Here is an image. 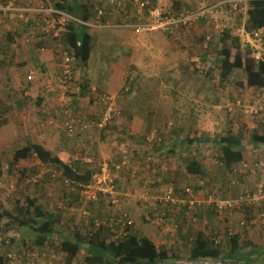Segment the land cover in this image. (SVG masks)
<instances>
[{"label": "crops", "instance_id": "0c3cea01", "mask_svg": "<svg viewBox=\"0 0 264 264\" xmlns=\"http://www.w3.org/2000/svg\"><path fill=\"white\" fill-rule=\"evenodd\" d=\"M88 1L96 3L97 0ZM124 1L125 4H127L126 10H133L128 0ZM166 1L167 0H164V2ZM101 5L106 7L107 10H111V6L104 3ZM96 14L97 12L95 11V15L90 21H95L94 24L102 23L101 26L87 28L85 25L79 24L80 22L69 21L67 29L70 30L69 25L73 24L78 26L79 30L91 35L92 47H94V42L99 38L103 39L100 43L104 48H108L112 44V38L116 36L125 41H129L134 46L133 49L136 51V60L138 63L148 67L153 75H159L165 71H169L172 67L178 65L177 62L181 61L184 63L186 59H190L189 57L193 51L187 47L189 46L188 43L194 41L196 38L194 34L187 33V35H180V31L172 35L164 32L158 34L156 32L138 34L135 33L136 31L133 26L136 21L134 23H129L126 20L125 16L128 14L125 15L120 11H118V13L112 12L111 14L107 12L106 16L100 22L95 18ZM247 20L242 23L241 26L245 25ZM126 24H129V26H125ZM37 32H40V29L34 31V29L32 30L29 26H23L20 23H10V25L5 23L0 27V72L3 71L5 77H7L9 81V75H14L11 84L6 82L0 83V166L2 172L5 170L3 174L6 176L4 177L5 181L9 182L14 179V175L18 173L17 171L19 169L17 168L19 166L24 167L21 173L22 178L18 179L20 180L19 185L18 187L15 186L18 189L16 190L15 188L16 191L13 190L15 191V195L12 198L11 196L2 197L3 208L1 210H7L13 216H19L26 221L27 224L25 226L29 228L24 229L23 232L26 231V234H31L32 239L35 238L32 227L36 226V223L33 222V219H35L34 213L38 210L36 206H41L44 212L46 211L53 214L57 219L56 224L62 218L64 221H67V223H69L68 227L71 228L67 230L69 233L73 232L75 228V226L71 227L73 222L70 218L76 214L79 215L81 210L87 208L91 211H93V208L96 209L94 214L105 218H108L110 215L114 216L121 210L124 212L126 211L132 219H134L138 213L140 222L135 220V226H133L131 230H124L117 227L114 231H111V233L123 237L126 235L128 236V234L137 235L139 238L146 235L158 247L168 248L166 243V238L169 237L167 233L168 228L164 229L162 227H156L155 224L153 225L154 220L157 222L158 218L156 217L163 216L164 214L161 212L162 207L156 213L157 207L154 204L155 199L162 190H160L162 179L156 176L160 175L158 174L159 170L156 172V166L150 162L151 155L149 152L151 153V151L149 144H147L148 142H146V137L153 134V132L159 135L156 141L157 144L153 145L151 150L156 154L153 158L154 162L159 160L158 164L162 165V167H165L166 163L163 162L160 155L163 156L165 153L169 152L173 153L174 156L171 158L172 164L177 161L179 165L177 164L176 167L172 166L174 169L171 171V174L162 177L165 178L168 176L167 179H169V182L166 183H174L175 185L177 181L179 188L176 189V191L178 197H182L179 195L185 193V185L188 183L185 180L187 176L184 175L176 178L177 174L174 173L177 170H181L186 174V168L184 165H181L178 158H188L187 152H189V149L186 147L188 137L187 125H183L184 122L189 121V119H187L189 111L186 110L188 105L182 104L185 102V99L170 98L180 95L169 94L170 90L174 89L173 85L168 86V93L161 92V94H159L158 91V95L153 94L149 98L145 95L141 100L136 98L137 96L135 95L137 94H131L126 97L125 102L122 104H120L121 102L119 103L118 100L115 101L120 115L116 117L110 127L103 131L91 129L90 133H76L73 136L64 138V140H61V136L58 135V129L49 127L44 129L45 132H43L40 130L41 122L51 111L53 112L56 109L55 107L60 106V101L63 102L64 98H67L64 97V91L68 93V97L70 98L66 104V109L71 114H76L85 121H91L98 115L99 103L96 94L108 93L118 99V93L128 84L129 69L124 70L123 66H120L122 69H119V72L115 74L113 86H111L110 90H102L95 86L92 87L88 82L90 78L86 72V67L92 53L83 65V60L80 59L74 47L77 56L74 67L77 72L73 76V83L65 87L59 81V77L63 70L62 58L60 56V49L63 45V41L58 39V44L56 45L55 41H51L48 38L49 36L44 34L39 37L38 33L37 37H33V34ZM42 37H47V39H45L46 42H41V44H44L46 47L39 50L36 61L34 58L32 59V55L37 45L36 43L41 40L43 41ZM206 40L207 42L212 41L211 34L206 35ZM83 42L84 37L79 39L78 45L81 46ZM148 43H150V45H148ZM205 46L207 47V45ZM186 51L188 53H186ZM149 65L152 66L150 67ZM176 68L177 66L169 73L168 82L169 84H174L175 81H177L178 85L182 87L184 85L180 84V77H177V75L172 77ZM25 73L33 76L32 81H28V76ZM92 91H96V93ZM166 128L167 132L165 133L167 135L165 136L161 129L165 130ZM166 137L169 142L165 141ZM97 139L100 141H97ZM143 140H145L146 144L142 143ZM197 142V144H199L200 141ZM30 143L42 145L46 150L58 156L64 163L69 164L74 167V169H79L82 173L85 172L86 169H91L94 174L95 172L101 171L105 165H108L110 166L111 174L116 176V173L119 172L116 170L117 165L128 156L130 161L124 166L123 171H120L119 180L116 182L118 191L121 192L120 196H122L123 199V209L115 213L112 205L110 204V207L109 202L104 197H101L98 201H92L84 207L81 192L79 190L71 191L65 185L64 179L69 176L65 175L63 168L50 162H44L38 158V156H36V158V154H33L29 158L21 159L17 163L16 168H12L11 164L14 161L16 152ZM91 153L100 157V162H98L97 165L92 164V159L94 160L95 156L91 155ZM84 154H86L87 157H84ZM31 160H33V162ZM160 160L163 163H161ZM162 170L165 171V169ZM153 172L154 174H152ZM166 173L168 172L166 171ZM191 177H193V175L190 176V178ZM205 181L207 182V179ZM14 184L16 183H13L12 186H14ZM141 185L145 187L140 188ZM21 189H24V191ZM204 190L203 188L200 193L194 187L196 195L198 192L200 193L199 198H202L200 196L203 195ZM10 192L11 191L6 190V194H10ZM185 196L187 197L188 195L185 194ZM9 200L13 201V204L15 203V209L17 211L15 215L10 209L13 205H10V208L6 205ZM32 200L34 201L33 206H31ZM29 206H31L30 209ZM206 206L208 207L205 209H210L211 211L216 210L213 205ZM65 209H67V211H65ZM73 209L75 210L72 211ZM153 209L155 210L154 217L156 219L153 220V223L145 222L143 218L144 215L147 213V218L150 219L148 213L149 211L152 212ZM192 213H194L193 210L188 211L184 206L178 208L168 207L167 218L173 217V219H175L176 216H190ZM208 213L210 214V212H207V214ZM217 215L219 217L223 216L219 213ZM41 216L45 215L42 214ZM42 218H46V216L40 217L39 219ZM229 218L230 217L227 219ZM205 220L209 223L210 219ZM90 222L93 226L94 224L91 220ZM76 223L80 222L76 221ZM143 223L147 224V227L146 225L142 227ZM58 229L60 228L55 226L52 240L60 233ZM241 229H243V227L240 226L239 222V229L237 232L234 231V233L240 237V246L248 250L254 247L258 255H253L254 257H252V259L254 263L258 264L261 259L259 249L257 245L254 246L251 242H247L242 236ZM9 231L13 233L17 232L16 229ZM18 231L22 230L19 229ZM181 231L182 230H180L179 233H181V237H183L185 231ZM61 232H63V230H61ZM215 232L217 233L218 231L214 230V232L210 233L203 231L208 237H210L209 234L214 235ZM172 234L174 236L171 238H175V232ZM62 236L66 237V235ZM216 238H220L222 244L220 248L223 254L229 257L231 250L229 232L223 237L218 235ZM190 240H193V238L191 237ZM50 241L51 240H48L46 244ZM172 241L173 244H175L178 240ZM172 241H170L171 246L175 249L180 248L179 246L173 245L171 243ZM248 243H250L249 246H247ZM225 246L228 247V249H226ZM44 247L45 245L42 246V248ZM49 257L51 258L54 256L50 255ZM205 262H203V264H206Z\"/></svg>", "mask_w": 264, "mask_h": 264}, {"label": "rangeland", "instance_id": "374dc122", "mask_svg": "<svg viewBox=\"0 0 264 264\" xmlns=\"http://www.w3.org/2000/svg\"><path fill=\"white\" fill-rule=\"evenodd\" d=\"M42 1L49 5H56L59 0ZM222 1L224 0H211L209 4L212 5L213 3H220ZM101 2L110 6L111 0H101ZM166 3L175 10L184 8L198 9V7H200L201 0H167ZM229 5V2H223L221 5H219L217 13L218 20H216L215 22L211 19L209 20L207 18H203L198 23L189 27V29L183 30V33H185L186 35L187 33H191L194 34L196 37L194 41H190L188 43L189 46L187 48L193 51L191 53V56L189 57L190 59H186L184 63H182L181 61L177 62V68L175 70V73L172 75V77H174L175 75H177V77H180V84L185 86L180 87L178 85V82L176 84H169L168 82L169 73L176 66L172 67V69H170L169 71H165L159 75H153L152 72L148 69V67L143 66L136 60V51L135 49H133L134 46L129 41L120 39L117 36L112 38V44L108 48L102 47L100 41H102L103 39L99 38L98 40H96L94 42L95 45L93 47L92 56L86 67V72L88 73V77L90 78H88V82L90 83V85L92 87L95 86L101 88L102 90H110L111 86H113L115 74L119 72V69H122L120 66H123L124 70L129 69V78L127 81L128 84L123 90L118 93V99L116 97V100H118L119 103L121 102L120 104L124 103L126 97L131 94H137L135 95L137 96L136 98L141 100L145 97V95H147V98L151 97V95L153 94L158 95V91L159 94H161V92L168 93L167 89L170 85H173L174 89H171L169 94H180L176 95V97L170 98L180 100L185 99V102L182 104H187L188 108H186V110L189 111V114L187 116V119H189V121L183 123V125H187L186 128L188 130V137L186 142V147L189 149V152H187L188 159H195L198 157V155H200L202 157H208L214 162V171L207 182L205 180L208 178L202 179L197 176H193L190 178V176H192L191 174H185V176H187V179L185 180L188 182L187 185H185V189L186 187H189L191 188V191L187 192L188 190H184L185 193L179 196L186 197L185 194H187V198L192 197L193 199L195 198L194 200L197 201L203 200L207 195L213 194H217L221 197L227 198L236 197L243 192L254 189L260 183L261 179L259 173H257L256 176L250 170H248L247 172H240L241 163L236 164V166H234L233 169L230 170L226 168L224 162L220 160L222 158V145L220 144V141H222L221 139L223 137L229 134V131H232L233 133H238L239 131H241L243 134L242 150L245 153V158L243 160L248 162H255L259 159H264V143L258 144L253 138L255 134L264 135V122L261 121L262 119L247 116L241 111V109H234L233 111H231L228 106V100L235 97H242L245 101L251 100L253 95L256 97V93L254 92L259 90L260 88L256 86L249 87L244 85V81L246 80V73L243 69H236L235 73H232L230 80L227 83L221 82V80L218 78V73L214 70L215 72L213 73L215 77L213 78V80H211V83L209 82V84L214 83L216 85L215 87H217L218 90L214 93L213 90H206L205 88L209 80L205 75H203V56L208 54L207 58L210 60V63L215 66V60L218 57V52L222 47V43L220 41L221 34L224 31H230L233 35H235L237 27H240L241 24L244 23L248 18V9L250 7L249 2L241 4L238 10H234L233 7ZM119 11L124 13L125 15L128 14L125 17L129 23H134L136 21L134 17V10L121 9ZM74 17L82 19V17ZM152 32H156L158 34L162 31ZM207 34H211L212 41L207 42ZM35 37L37 36L35 35ZM253 43L256 44L257 50H261V53L264 52L263 42L261 43L254 41ZM148 45H150V43H148ZM205 45H207V47ZM241 45L243 52H246L249 47L253 49L255 47H252V43L247 42L245 40H241ZM186 53L188 52L186 51ZM149 66L151 67L152 65ZM194 68H199L200 73H195ZM25 74H27V76L29 75L28 73ZM9 76L10 81L7 80V77H5V74L3 73V71H1L0 83L6 82L11 84L14 75L10 74ZM238 81H243V85L239 84ZM40 130L45 132L42 128ZM161 131L164 132L165 136L167 135L165 133L167 132V128L165 130L161 129ZM153 134L158 140L159 135H157L156 132H153ZM58 135L61 136V140H64V138L69 137L66 132L62 130V128L58 130ZM164 135L161 136L165 137ZM190 139L195 140L194 142H191ZM97 141L100 140L97 139ZM165 141L169 142L167 137L165 138ZM197 141H200L199 144H197ZM142 143L146 144L145 140H143ZM156 144L157 142L149 144V148L151 151V153L149 152V154L151 155L150 162L156 166V171L159 170L160 172V170L162 169H165L169 172L172 171L174 169L172 168V166L176 167L178 164L177 161H175L176 164H172L171 158L174 156L173 153L169 152L165 153L163 156L160 155L163 162L166 163L165 167H162V165L158 164L159 160L154 162L153 158L156 156V154H154L151 149L153 145ZM86 154H84L83 156L87 157ZM91 155L95 156L94 160L92 159V164L97 165V163L100 162V157H97V155H94L92 153ZM178 158L181 165H184V167L186 168L185 165L187 164V161L183 158ZM31 161L33 162V160ZM160 162L163 163L161 160ZM184 167L181 168L185 169ZM17 169H19L17 171L18 173L14 175V179L10 180L9 182L5 181V175H0V180L3 183V188L0 190V211L3 208L2 197L11 196L12 198L15 195V191L18 189L16 188L18 187L20 182V180L18 179L22 178L21 173L24 170V167L19 166ZM123 169L119 170L118 173L115 172L116 176L112 174L116 182L119 180V173H121L120 171H123ZM235 169H237L236 172ZM4 172L5 170H3V174ZM152 174H154V172ZM125 178L127 179L126 176ZM166 182H169V179L162 181V186L160 188V190H162L158 194V196L163 195V188H165L164 184ZM13 183L16 184L12 186ZM197 183L199 185H202L205 189L203 191V195L200 196L202 198H197V195L194 192V187ZM144 187L143 185H141L140 188ZM6 190L11 191L10 194H6ZM21 190L24 191V189ZM7 203L8 204L6 205L9 208L10 205H13V207L10 209L14 215L17 214V211L15 209V203L13 204V201L10 200ZM63 204L66 205L65 203ZM83 204L84 206L86 204L84 200ZM122 204V196H119V202L117 204H111L115 213L118 210L123 209ZM206 207L208 206L196 207L195 209L199 208L198 211H195L194 209V213L190 214V216L179 215V217L176 216L175 219H173V217H166L163 218L161 222H156L153 219L154 223H152L153 225L155 224L156 227H162L164 229L168 228L167 233L169 237L166 238V243L168 248H170V252H180L183 256L188 258L190 256L191 245L189 239L191 237L194 239L200 231H206L207 233H210L214 232V230L218 232H215V236L209 234V236H211L212 238L218 235L223 237L227 235V233L230 231L235 234L234 231L237 232L239 229V222L241 220H245L246 224L242 226L243 229L240 230L242 232V236L247 240V242H251L254 246L257 245V248L259 249V252L261 254V259L258 264H264V206H251L243 210L232 211L231 213L220 217L217 215L218 213H216V210L211 211L210 209H205ZM74 210L75 209H73L72 211ZM65 211H67V209H65ZM82 211L83 210H81V213L79 215L76 214L75 216L70 218V220H72L73 222V225L71 227L77 226L79 233H83L84 237H87L89 233L90 235H92V233H95L96 230H98L99 227L95 223L97 219L99 221H105L107 218L96 216L94 214V212H96V209L94 208L93 211L90 210V214L88 216L83 215ZM121 212L122 210L117 213ZM161 212H167L166 206L161 208ZM207 212H210V214H207ZM228 217L230 218L227 219ZM249 217H251V221L248 220L247 223V219H249ZM205 219H210L209 223ZM90 220L94 224V227L92 226ZM133 220L140 222L138 213L136 214ZM40 221L41 219L38 220V222ZM76 221L80 223H76ZM5 223H7L6 216L2 219V224ZM145 225L147 227V224L145 223H143L142 227H144ZM55 226L60 228L58 229L60 233H58V235L55 236L54 239L51 240L49 243L45 244L44 248H42L41 246H37L34 243V239L31 238V234H26V231L23 232L24 229L29 228L28 226L21 227L20 229L22 231L17 230V232L14 231L15 233L2 229L0 231V254L6 255V253H8L6 258L8 264H37L38 261H58L59 263L65 264V256L60 249L62 240L65 238L62 235H66L68 237L73 238L75 234H73V232L69 233L67 231L71 228L68 227L69 223H67V221H64L63 218L59 220ZM61 230H63V232H61ZM180 230L185 231L183 237H181V233H179ZM173 232H175V238H171ZM108 235L110 237L112 236V233L109 232ZM116 237L117 235L114 236V238ZM110 238L107 239L109 240ZM172 240L178 241L173 244ZM186 240H188V242H186ZM4 241L6 242V244H4ZM170 241H172L171 243L173 245L179 246L180 248L175 249L173 246H171ZM219 245L221 247L222 244ZM225 248L228 249V247L226 246ZM9 253L16 255V258L14 260L12 258L11 260H9ZM50 255L54 257L50 258ZM86 255L87 253L83 249L78 254V257L75 258L72 264H86ZM166 262L167 264L173 263V261ZM205 263L221 264V262H214L211 260H208ZM193 264L196 263L193 262Z\"/></svg>", "mask_w": 264, "mask_h": 264}, {"label": "trees", "instance_id": "16d2710c", "mask_svg": "<svg viewBox=\"0 0 264 264\" xmlns=\"http://www.w3.org/2000/svg\"><path fill=\"white\" fill-rule=\"evenodd\" d=\"M156 1L157 0H153V2ZM249 3V17L247 23L245 24L246 29L248 31H254L264 28V0H249ZM56 6L71 15L82 17V19H91L95 15L94 4L90 3V1L88 0H60L56 4ZM69 28L70 30L65 36L66 43L71 44L76 48L77 54L80 59L83 60L82 62L84 65L85 62L89 59L93 50L91 44L92 37L91 35L79 30V27L73 24H70ZM183 30L185 29L179 30L180 35L185 34L183 33ZM179 31L167 33L172 35L178 33ZM41 35L42 33H39V37H41ZM83 37L84 42L81 46H79L78 41ZM42 39L43 41L41 40L36 43L37 45L33 51L32 59L34 58V60L36 61L39 50L43 47H46L44 46V44H41V42H46L45 39H47V37H42ZM49 39L51 40V38ZM220 41L222 43V47L219 50L218 57L215 60V66H213L210 63V60L207 58L208 54H203V75H205L209 80L206 87L203 85L206 90L211 89L214 91V93L218 90L217 87H215L216 85L214 83L209 84V82L211 83V80H213V78L215 77L213 72L216 71L218 73V78L221 80V82L227 83L229 82L232 73H235L236 69H243L245 71L246 80L244 81V85L249 87L256 86L258 88H264V52L263 57L260 60H257L255 58L254 49L251 47H249L246 52H243L241 38L237 35H233L230 31H224L221 34ZM194 72L199 74L200 69L195 68ZM176 83L177 81L175 82V84ZM238 83L243 85V81H238ZM237 99L244 100L242 97H235L228 101L234 102ZM253 138L256 143H264V135L255 134ZM194 140L195 139H190L191 142H194ZM221 140L222 141H220V144L222 145V158L220 160L224 162L226 168L231 170L234 166H236V164H240L245 158L244 151L242 150L243 134L241 131H239L238 133L229 131V134L223 137ZM33 154H37L38 158H40L44 162H50L52 164L61 166L65 175L69 176L72 179L88 181L93 175V171L91 169H86V171L82 173L79 169H74V167L64 163L58 156L46 150L42 145L35 143H30L16 152L14 161L11 164L12 168H16L17 163L21 159L29 158ZM183 159L187 161L186 174H191L202 179L208 178L207 181L209 180L214 171V162L211 159L204 156L202 157L200 155H198V157L195 159ZM167 172L168 173H166V170H160V172H158V174H160L158 176L162 179V181H165L167 179V177L163 178L162 176L171 174V171ZM174 174H177L176 178L185 175L181 170H177ZM0 175L3 176L1 166ZM168 185H172L174 187L175 195L178 197V193L176 191V189L179 188L178 182H175L176 187L174 183L164 184V186ZM195 188L200 193L203 190V186L199 185L198 183L196 184ZM165 189L166 187L164 188V193ZM184 190H191V188L186 187V189ZM199 192L197 194V198H199ZM158 197L160 196H157L154 201V204L157 207L156 213L163 206V202H161V200H158ZM31 202V206H33L34 201L32 200ZM31 206H29V209ZM168 207L178 208L182 206L174 205L171 202L167 203V210ZM196 207L197 206H195V208ZM37 208L38 210L36 211V213H34V218H37L39 220L40 217L46 216V218H42L40 222H38L37 219H33V222L36 223V226L32 227L33 235L35 234L34 243L37 246L42 247L48 240H52L57 219L53 214L46 211L44 212L41 206H36V209ZM198 209L199 208L195 209V211H198ZM154 211V209L152 212L149 211L148 214L150 215V219L147 218V214L144 215L143 218L145 222L152 223L153 219L158 218L154 217ZM42 214L45 216H41ZM5 216L7 217V223L2 224V219ZM166 217L167 212L163 214V218ZM250 218L251 217H249L248 219L249 221H251ZM242 221L245 220L240 221V226H244L241 225ZM133 222L134 224L129 226L117 225L114 229L99 227L95 233H92V235H90L89 233L87 237H84L83 233H79L77 226H75V228L73 229V234H75V236L73 238L66 236L62 240V243L60 245L61 252L65 256V264H72L75 258L78 257V254L83 249L87 253L85 257L86 264H167L166 261H173L172 264H191L193 261L197 263H203L207 260L221 262V264H256L252 259V257H254L253 255H258L255 248L252 247L248 250L245 249V247L240 246V237L235 234L230 237L231 250L229 253V257H227L223 254V251L219 245L214 246V242L211 236L208 237L205 233L200 231L193 240L189 239L191 246L190 256L188 258L183 256L180 252H169V248L167 247H158L146 235H143L139 238L137 237V235L128 234V236H117L116 238H114L115 233H112V236H110L111 238L109 237L108 233H111V231H114L117 227L124 230H131V228L135 226V221L133 220ZM26 224L27 222L21 219L19 216H13L7 210L0 211V231L2 229L8 231L11 229L19 230ZM107 238L110 239L108 240ZM186 242H188V240H186ZM4 244H6L5 241ZM249 244L250 243H248L247 246H249ZM7 255L8 253H6V255L0 254V264H8L6 259ZM9 260H11V258H9Z\"/></svg>", "mask_w": 264, "mask_h": 264}, {"label": "built area", "instance_id": "2783aa9c", "mask_svg": "<svg viewBox=\"0 0 264 264\" xmlns=\"http://www.w3.org/2000/svg\"><path fill=\"white\" fill-rule=\"evenodd\" d=\"M211 0H201L200 7L198 9H179L175 10L168 5L164 0H129L130 7L134 10V17L136 19L134 30L137 33H146L152 31L163 32H177L182 29H187L191 25L197 23L201 18L208 17L212 21L218 20V7L223 2H229L234 10H238L239 6L249 0H224L220 3H213L210 5ZM102 2L95 5V11L97 12L95 18L98 22L102 21L107 12H117L121 9H126L127 4L124 0H111V10H107L106 7L101 5ZM209 15V16H208ZM92 19V18H91ZM91 19H79L69 13L56 8L55 6L48 5L39 0H0V27L2 24L20 23L23 26H29L32 30L40 32L33 34L37 36L38 33H42L52 40L60 39L63 41V45L60 49V56L62 58V73L59 77V81L65 87L73 83V76L77 72L74 64L77 60L76 52L71 44L66 43L65 36L68 33L67 24L69 21H77L79 24L85 25L87 28L99 27L102 23H96L90 21ZM105 26V25H104ZM102 26V27H104ZM125 26H129L126 24ZM226 26V25H225ZM235 30V29H234ZM235 35L239 36L241 40L252 43L254 47V56L257 60L263 57V52L257 50L254 41L263 42L264 28L254 31H248L245 25L237 27ZM264 43V42H263ZM58 44V43H57ZM33 79L32 75H28V80ZM96 93V91H92ZM256 97L253 95V99L245 101L237 99L234 102H228V106L231 111L234 109H241V111L251 117H257L264 121V88H260L256 92ZM64 101H60V106L48 114L46 118L41 122V128H54L64 130L68 136H73L76 133L87 134L90 130L97 129L103 131L110 127L120 112L116 107L115 96L108 93H97V101L99 103L98 115L91 121H85L76 114H71L66 109V104L70 100L68 93L64 91ZM149 144H153L157 141L154 134L146 137ZM36 156H38L36 154ZM128 156L117 165L116 170H122L129 162ZM250 170L257 176L260 174V183L249 191L243 192L236 197L224 198L216 194L209 195L203 200L197 201L192 197L180 198L175 195V189L172 185L166 186L163 196L158 197V200L163 202V206H167V203H173L174 205L184 206L188 211L194 210L195 206L213 205L216 212L220 215H226L236 210H243L245 208L256 206H264V159H259L255 162H248L243 160L241 162V171L247 172ZM237 169H235V172ZM65 185L71 191L79 190L83 196L85 202H94L104 197L110 204H117L119 202V196L121 192L118 191L116 180L113 178L110 172V166L105 165L101 171L95 172L89 181L75 180L69 177L64 179ZM3 183L0 180V190L3 188ZM190 190H188L189 192ZM1 200V196H0ZM83 215L88 216L90 211L84 209ZM163 216L158 217V222H161ZM98 227H107L114 229L117 225L129 226L134 224L133 219L122 210L121 213H117L114 216H109L105 221L96 220ZM241 225H245V221L241 222ZM234 234L230 231L229 236ZM215 245L221 243L220 238L215 239ZM10 258L13 260L16 255L9 253ZM37 264H62L58 261H38Z\"/></svg>", "mask_w": 264, "mask_h": 264}, {"label": "clouds", "instance_id": "9594fccd", "mask_svg": "<svg viewBox=\"0 0 264 264\" xmlns=\"http://www.w3.org/2000/svg\"><path fill=\"white\" fill-rule=\"evenodd\" d=\"M39 1L44 2V1H42V0H39ZM59 1H60V0H59ZM248 2H249V1H248ZM44 3H45V2H44ZM90 3H91V2H90ZM98 3H100V0H97L96 3H92V4H94V7H95V4H98ZM46 4H47V3H46ZM48 5H49V4H48ZM51 6H55L56 8H58L56 5H51ZM59 9H60V8H59ZM61 10H62V9H61ZM208 16H209V15H208ZM203 18H205V19H206V18L209 19L208 17H203ZM203 18H201L199 21H201ZM209 20H210V19H209ZM199 21H198V22H199ZM198 22H197V23H198ZM195 24H196V23H195ZM193 25H194V24H193ZM191 26H192V25H191ZM191 26H190V27H191ZM188 28H189V27H188ZM162 32H163V31H162ZM135 33H137V32H135ZM164 33H167V32H164ZM138 34H140V33H138ZM141 34H143V33H141ZM51 41L54 42V40H52V39H51ZM69 178H70V177H69ZM83 200H84V199H83ZM88 203H90V202H86L85 205H87ZM84 207H85V206H84ZM197 207H198V206H197ZM86 208H87V207H86ZM87 210L90 211V209H88V208H87ZM236 211H237V210H236ZM215 239H217V238H216V237H213V238H212L213 242L215 241ZM213 244H214V246H217V245H215V242H214ZM220 244H221V243H220ZM219 246H220V245H219ZM207 261H208V260H207ZM193 262L196 263V264H200V263H197V262H195V261H193ZM193 262H192L191 264H193Z\"/></svg>", "mask_w": 264, "mask_h": 264}]
</instances>
